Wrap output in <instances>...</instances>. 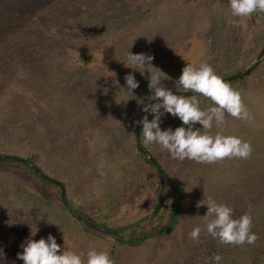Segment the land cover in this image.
Listing matches in <instances>:
<instances>
[{
	"label": "rangeland",
	"instance_id": "1",
	"mask_svg": "<svg viewBox=\"0 0 264 264\" xmlns=\"http://www.w3.org/2000/svg\"><path fill=\"white\" fill-rule=\"evenodd\" d=\"M183 1L0 0V155L36 156L40 169L61 180L89 216L99 203L118 199L108 219L114 227L152 213L160 186L134 145L138 113L152 93L148 73L126 67L125 54L153 56L152 64L171 77L163 83L179 92L173 81L186 64L207 62L224 78L252 66L264 44L261 21L233 26L223 0ZM129 72L139 81L132 94L124 80ZM229 84L242 93L254 119L226 116L222 131L249 142L250 158L199 164L172 159L151 144L150 154L186 189L180 221L168 236L134 248L102 237L68 215L50 183L25 165L3 160L0 264H24L17 253L37 229L33 239L51 234L62 249L81 256L89 248L107 251L115 264H215L208 259L215 254L223 257L221 264H264V247L261 254L255 248L264 246V59ZM197 99L201 108L211 103ZM160 126L174 130L182 122L165 113ZM209 195L231 207L234 218L251 207L255 244L224 247L204 232L198 243L189 238L207 212L197 202Z\"/></svg>",
	"mask_w": 264,
	"mask_h": 264
},
{
	"label": "clouds",
	"instance_id": "2",
	"mask_svg": "<svg viewBox=\"0 0 264 264\" xmlns=\"http://www.w3.org/2000/svg\"><path fill=\"white\" fill-rule=\"evenodd\" d=\"M228 6L233 18L229 23L235 27H241L243 18L254 13L264 15V0H228ZM125 55L126 67L139 71L142 76L145 72L148 73L145 79L152 93L151 101H158L144 104L142 110L146 114L136 122L142 125L141 135L146 145H158L172 159L191 160L199 164L250 158L253 151L251 144L236 135L225 134L222 130L226 124V116L245 122H251L254 117L245 105L242 93L217 75L210 64L203 61L199 66L186 64L179 78L173 83L176 89L182 90L179 92L192 95H178L163 83L171 77L152 64L153 56L145 53L133 54L130 50ZM124 80L126 90L131 94L139 87V81L132 72L127 73ZM198 96L208 99L210 105L201 108ZM147 113L152 114L151 120ZM165 113L178 117L182 126L174 130L171 127L162 130L160 125ZM197 123L202 128L196 127ZM214 127L217 129L215 132ZM196 206H206L207 212L201 216L203 226H195L188 233L194 242H199L202 232L217 239L219 245H253L259 238L252 231L251 207L238 218H234L231 207L217 202L210 195L197 202ZM37 231L38 229L31 233L21 244L22 252L17 253V258L24 264H115L107 251L89 248L86 256H81L62 249L51 234L46 239H33ZM208 259L215 264H221L223 257L215 254Z\"/></svg>",
	"mask_w": 264,
	"mask_h": 264
},
{
	"label": "trees",
	"instance_id": "3",
	"mask_svg": "<svg viewBox=\"0 0 264 264\" xmlns=\"http://www.w3.org/2000/svg\"><path fill=\"white\" fill-rule=\"evenodd\" d=\"M228 76V75H227ZM226 75L223 76L224 78L227 77ZM232 81H227V83H231ZM143 141V139H142ZM135 145V144H134ZM143 146L151 153L152 146L146 145L143 143ZM136 149V146H135ZM137 153L141 155V157L144 159V161L150 166L151 169L155 171L156 180L158 181V184L160 186V174L163 177V189H162V206L157 212L156 215H153L152 213H149L147 216H141L135 221L131 223H122L117 224V227L113 223H109L108 219L111 218V215L115 213V211L118 210L119 200L111 203V202H104V204L99 203L98 209L96 208L95 214L93 216H89L88 212L85 208L79 207L75 204L74 201H71L73 209L80 214L81 216L89 219L90 221L104 226L109 227L114 230H116L119 233L118 237L114 236H107L104 234H101L99 232H95L98 235H101L102 237H109L117 241V243L121 245H127L129 247L134 248V246L140 245L144 240H151V238H160L163 236H168L172 231L173 228L179 223L183 203H184V191L186 192L185 186L182 184V182L176 181L174 178H172L164 169L157 170L151 162L148 160L147 155H144L136 149ZM29 161L36 163V156H30L26 157ZM27 168V166H25ZM67 189V188H66ZM261 190L264 189L260 188ZM123 195L125 192H122ZM68 194V189H67ZM133 196H136V193H133ZM159 202V197L154 202L153 207L155 208ZM112 211V213H111ZM69 215V214H68ZM177 217V218H176ZM176 219V220H175ZM113 225V226H112ZM145 237V239H143ZM156 241V240H155ZM145 244H142L143 247ZM224 247L227 245H223ZM260 246V247H259ZM264 246H261L260 244L258 247H255L257 249V252ZM138 248V247H136Z\"/></svg>",
	"mask_w": 264,
	"mask_h": 264
},
{
	"label": "water",
	"instance_id": "4",
	"mask_svg": "<svg viewBox=\"0 0 264 264\" xmlns=\"http://www.w3.org/2000/svg\"><path fill=\"white\" fill-rule=\"evenodd\" d=\"M264 53V49L261 52V55ZM259 65V61L255 62L250 68L239 72V73H235L232 75H229L225 78H223L224 81H232V80H237L243 76H246L248 74H250L255 68H257ZM175 94L178 95H192V93H181V92H174ZM158 101H149L147 103H156ZM143 107L141 108L140 112L138 113L137 116V121L141 120L142 117L146 114L143 112ZM136 121V122H137ZM141 127L142 125L137 124L135 126V146L136 149L138 150V152L147 155L148 160L151 162V164L157 169V170H161V166L158 164V162L156 161V159L149 153V151L143 146L142 142H141ZM12 161L15 162L17 164H22L25 165L27 167H29V169L32 170L33 174H35L37 177H39L40 179H43L47 182H49L50 184H53L55 186H57L60 190L59 193V197H60V201H61V205L63 206V208L67 211V213L74 219L76 220L78 223H80L81 225H84L85 227H87L88 229H91L92 231L95 232H99L101 234L107 235V236H114V237H118L119 233L109 227H104L98 224H95L91 221H89L88 219L84 218L83 216H81L80 214H78L73 207L71 206L69 200L67 199L66 196V190L64 185L59 182L58 180L48 176L47 174H45L37 165H35L33 162L29 161L26 158L20 157V156H14V155H0V161ZM160 191H159V202L157 204V206L154 208L152 214L155 215L159 209L162 206V189H163V177L160 174ZM145 239V237L143 238Z\"/></svg>",
	"mask_w": 264,
	"mask_h": 264
},
{
	"label": "flooded vegetation",
	"instance_id": "5",
	"mask_svg": "<svg viewBox=\"0 0 264 264\" xmlns=\"http://www.w3.org/2000/svg\"><path fill=\"white\" fill-rule=\"evenodd\" d=\"M181 2H182V4H183V6L186 4V2L185 1H183V0H180ZM223 2L228 6V0H223ZM252 18L253 19H257L258 21H261V26L264 28V15H260L259 13H254V14H252L250 17H247V18H243V19H248L249 20V22H250V25H251V27H252V24H253V20H252ZM242 24H244V23H242ZM253 41V40H252ZM251 41V42H252ZM242 42L243 43H246V44H250L249 43V40L248 39H243L242 40ZM195 45L197 46L198 45V42H195ZM263 49H264V44L262 45V47L259 49V51H258V53L257 54H255L254 55V57H253V59L251 60L252 61V64L251 65H253L255 62H257V61H259V64H260V62L262 61V59H264V53L261 55V52L263 51ZM259 66V65H258ZM251 67V66H250ZM249 67V68H250ZM248 69V68H247ZM246 70V69H245ZM255 70V69H254ZM253 70V71H254ZM242 71H244V70H242ZM241 70H239V72H242ZM252 71V72H253ZM238 71H237V73H239ZM235 74V73H234ZM251 74V73H250ZM250 74H248L247 76H249ZM232 75V74H231ZM244 77V76H243ZM243 77H241V78H239V79H242ZM141 132H142V127H141ZM134 138H135V134H134ZM135 140V139H134ZM145 147V146H144ZM27 159V158H26ZM15 163V162H14ZM35 165H37L38 166V163L36 162V163H34ZM39 168H41L40 166H38ZM29 168V167H28ZM39 178V177H38ZM54 179H56V180H58L59 182H61L63 185H64V187H65V190H66V186H65V184L61 181V180H59V179H57L56 177H53ZM43 181V179H40L39 178V181ZM45 181V180H44ZM47 182V181H46ZM49 183V182H48ZM51 186H53L54 188H55V191H56V197H57V199L60 201V197H59V193H60V190H59V188L57 187V186H55V185H53V184H50ZM58 192V193H57ZM66 196H67V199L69 200V198H68V194H67V190H66ZM69 202H70V204H71V201L69 200ZM60 203H61V201H60ZM72 206V205H71ZM65 210V209H64ZM66 211V210H65ZM67 212V211H66ZM70 216V215H69ZM71 217V216H70ZM85 218V217H84ZM87 219V218H86ZM89 220V219H88ZM76 221V220H75ZM90 221V220H89ZM77 222V221H76ZM92 222V221H91ZM94 223V222H93ZM96 224V223H95ZM82 226H84V225H82ZM85 227V226H84ZM85 228H87V227H85Z\"/></svg>",
	"mask_w": 264,
	"mask_h": 264
},
{
	"label": "crops",
	"instance_id": "6",
	"mask_svg": "<svg viewBox=\"0 0 264 264\" xmlns=\"http://www.w3.org/2000/svg\"><path fill=\"white\" fill-rule=\"evenodd\" d=\"M89 64H90V63H87V65H86L85 67H83V68H85L86 70H88V69H89V66H88ZM94 65H96V63H95ZM159 164H160V163H159ZM160 165H161V167H163L162 164H160Z\"/></svg>",
	"mask_w": 264,
	"mask_h": 264
}]
</instances>
